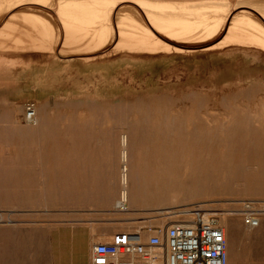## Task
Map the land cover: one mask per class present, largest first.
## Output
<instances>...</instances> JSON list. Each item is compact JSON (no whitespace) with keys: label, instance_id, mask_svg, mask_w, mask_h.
<instances>
[{"label":"rangeland","instance_id":"1","mask_svg":"<svg viewBox=\"0 0 264 264\" xmlns=\"http://www.w3.org/2000/svg\"><path fill=\"white\" fill-rule=\"evenodd\" d=\"M162 41L185 53L172 48L169 54L131 58L117 53L102 63L80 64L81 59L67 57L58 47L50 57L47 52L22 53L30 60L26 63L20 52L3 64L0 264H50L52 250L63 247V242L51 239L53 231L37 232L36 241L22 240L21 258L13 247L14 234L23 235L27 228L19 224L18 214L14 216V201L28 198L27 190L19 192L18 181L27 179L40 161L36 144L50 132L51 123L63 126L70 140L122 139L119 157L114 155L118 146L101 145L99 159L107 170L119 161L122 171V154L125 158L127 153L129 206L138 212L125 213L124 227L132 229L131 234L141 230L143 242L150 236L146 228L209 210L226 226L230 264H264V213L260 228L251 230L236 209L237 204L256 200L262 202L256 208L264 211V56L200 49L190 53V44ZM29 102L37 109L36 126L25 120ZM30 138L31 151L20 154V140L28 143ZM190 209H196L190 216L178 214ZM164 211L170 213L163 217ZM132 218L135 224L129 223Z\"/></svg>","mask_w":264,"mask_h":264},{"label":"bare ground","instance_id":"2","mask_svg":"<svg viewBox=\"0 0 264 264\" xmlns=\"http://www.w3.org/2000/svg\"><path fill=\"white\" fill-rule=\"evenodd\" d=\"M164 38L190 44V53L200 49L263 58L264 0H0V70L15 53L21 52V57L22 53L47 52L50 57V51L58 47L67 57L81 59L80 64L101 62L117 53L130 58L133 54L168 53L173 45L168 46ZM103 48L106 50L101 51ZM171 50L185 53L181 48ZM127 159V153L125 158L122 154V184L129 205ZM243 205H236L240 215ZM259 208L262 216L264 211ZM194 211L178 214L190 216ZM222 227H226L224 223ZM162 255L156 254L158 259Z\"/></svg>","mask_w":264,"mask_h":264},{"label":"crops","instance_id":"3","mask_svg":"<svg viewBox=\"0 0 264 264\" xmlns=\"http://www.w3.org/2000/svg\"><path fill=\"white\" fill-rule=\"evenodd\" d=\"M50 125V132L36 144L40 161L30 170L27 179L18 181L19 192L27 190L28 198L14 201V216L18 214L19 224L27 228L23 235L20 231L14 234V252L16 250L21 258L22 240L36 241L37 232L53 231L56 236L51 239L63 242V247L52 250L50 264H93L92 249L101 243L98 241L118 240L132 231L124 227L125 213L116 209L122 189L120 162L114 169L107 170L101 167L99 159L101 145L118 146L114 155L119 157L122 139L82 137L70 140L63 126ZM32 139L28 143L26 139L20 140V154L31 151ZM128 208L130 211L129 205ZM136 212L137 207L128 213L134 215ZM167 213L160 214L164 217ZM134 220L130 219L129 223L135 224ZM160 259L157 264H162Z\"/></svg>","mask_w":264,"mask_h":264},{"label":"built area","instance_id":"4","mask_svg":"<svg viewBox=\"0 0 264 264\" xmlns=\"http://www.w3.org/2000/svg\"><path fill=\"white\" fill-rule=\"evenodd\" d=\"M25 120L29 125H37V109L32 102L25 105ZM243 204L245 225L259 228L261 216L256 208L257 202ZM116 209L122 213L129 212L123 191ZM146 230L150 233L147 242H143L140 230L114 242L95 244L93 264H157V253L163 254L162 264H230L227 234L219 218L207 210H198L188 221L179 220Z\"/></svg>","mask_w":264,"mask_h":264}]
</instances>
